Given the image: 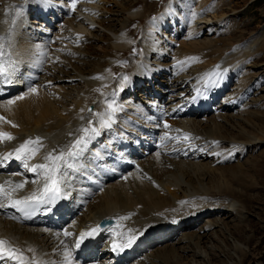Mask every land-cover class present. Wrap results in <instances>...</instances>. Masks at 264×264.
<instances>
[{
    "label": "bare ground",
    "instance_id": "bare-ground-1",
    "mask_svg": "<svg viewBox=\"0 0 264 264\" xmlns=\"http://www.w3.org/2000/svg\"><path fill=\"white\" fill-rule=\"evenodd\" d=\"M89 1L92 2H87L85 7L78 5L76 8L80 6L92 13L100 8L98 12L109 14L108 20L100 18L96 22L102 30L92 33L91 26L83 24L84 17L78 21L77 16L72 17L65 26L67 30L62 27L53 36L83 37L86 34L85 41L76 47L72 45L74 43L64 45L69 40L58 44L56 39L54 43L57 45L53 46L62 50V54L55 59L47 58L40 67H33L40 59V50L47 54L51 52L47 49L49 46L43 43L52 41L49 37L52 30L47 25L52 19L49 17H53V8L48 6L47 0H0V37L5 38V56L11 54L17 60V55L24 54L17 60L19 71L9 88L13 91L0 97V117L11 121V124L0 121V132H9L14 137L11 141H0V149L4 153L12 152L14 144L36 134L58 141L73 134L74 141L81 135L80 129L89 126V121H92L93 127H100V117L87 112L88 106L93 105V112L103 114L107 120V104L113 101L121 110L122 102L126 103L124 108L134 109L132 117L144 128L128 121L123 124L120 111L117 112L118 116L114 114L112 127L103 129L99 136L89 142L81 167L74 172L73 181L68 183L70 196L65 199L67 205L64 210L68 208L69 211L59 212L53 219L60 225H20L0 215V239L8 241L5 247L19 249L26 261L35 259L41 264H63L64 244L71 250L72 238L77 234L104 217L119 219L127 216V220H119L114 231L127 234L128 229H133L138 235L128 255L133 256L137 247L141 250L148 246L151 248L148 247L146 253L142 250L140 257L126 264H202L200 259L203 261L209 256L208 242L212 235L208 236L209 231L217 228L221 221L224 231L216 232H220L219 236L224 242L227 240L225 232L231 233L228 226L231 222L248 224L249 228L254 229L247 217L249 211L256 208L254 204L264 205V172H258L261 165L240 164L238 161L244 153H252L264 146V122L261 121L264 108L262 104H257L263 100V96H257L264 90L255 88V83L248 86L262 74L254 71L255 64L248 63L264 54V30L259 35H252L248 42L239 43L234 49L229 48L233 32L230 29L220 31L225 34L222 37H218L219 31L215 30L216 37L204 39L203 44L196 46L189 39L196 37L198 25L223 28L226 20L224 7L226 9L227 6L224 0H155L154 3L153 0H102L101 7L96 6L94 0ZM192 2L196 6L190 12L187 8ZM72 3L73 0L65 7L71 8ZM201 8H204L203 12L200 10L202 13L199 11ZM158 9L161 12L157 14ZM154 13L156 16L151 19ZM138 19L143 23L142 31L135 30L136 35L140 34V54L134 56L133 53H137L139 48L131 45L123 31ZM37 25L45 28L39 29L35 27ZM171 25L175 26L170 28ZM185 25H188L186 40L190 43L183 40L177 49L170 48L168 43L167 46L162 44L164 30L176 32ZM40 32L46 37H41ZM135 33L131 31V34ZM9 38L12 39V47L8 45ZM235 41L241 42V37ZM122 61L128 65L125 66ZM122 70L129 77L127 83L121 76L114 78L118 73L116 71ZM215 70H227L222 80L225 84L234 73L236 81L226 95L243 92L240 106H226L223 99L214 105L220 109L219 114H203L190 120L165 116L171 105L183 100L180 97L182 94L197 89ZM98 76L103 79H97ZM49 82L50 86L45 87ZM29 86H37L38 92L13 105L7 104L9 99L15 100L17 96L25 95ZM249 88L260 92L252 93L248 99ZM137 90L141 93L135 94ZM200 111L201 108H198L193 115H198ZM160 121L168 123L169 127L164 130ZM174 127L178 128L176 131L190 136L192 144L186 152L194 147L197 150L187 158L180 155L174 159L147 150L152 131L159 129L165 131L166 137L175 136ZM132 129L135 132L130 131ZM195 134L205 138H198ZM119 139H124L122 148L118 146ZM104 148L109 154H117L122 159H126V148L132 154L133 165L123 172L117 170L106 162L102 153ZM138 154H143V157L139 158ZM236 159L237 162L233 164ZM261 159L264 163V152L260 153ZM95 162L106 168L107 175L103 176ZM3 169L6 176L13 178L9 181L18 178L14 158L6 161ZM249 170L260 176L263 173L262 179L257 181L255 174L251 175ZM112 172H120V175L115 176ZM255 190L259 192L250 193ZM71 212L76 213L63 223L61 218L68 217ZM212 214L221 217L217 219L211 217ZM204 215L208 216L204 223L190 230ZM243 215L244 218H241ZM50 223L54 224L52 220ZM237 224H233V228H237ZM184 229L187 231L181 232L177 241L170 242L175 232ZM64 231L73 235L65 237ZM140 231L143 235H139ZM120 240V237L115 240L105 238L98 250L93 244L89 252L72 258L73 264L115 261L113 257L124 251L112 250L113 244H119ZM243 245L250 246L248 242L242 245L235 242L229 249L237 258H233L234 254L228 257L229 251L224 252L229 262L235 259L238 261L236 263L245 264L248 256ZM11 264L16 262L11 261Z\"/></svg>",
    "mask_w": 264,
    "mask_h": 264
},
{
    "label": "rangeland",
    "instance_id": "rangeland-1",
    "mask_svg": "<svg viewBox=\"0 0 264 264\" xmlns=\"http://www.w3.org/2000/svg\"><path fill=\"white\" fill-rule=\"evenodd\" d=\"M154 1L155 0H153V3H154ZM47 2H48L47 4H49L48 6L53 8L54 15L57 16L61 12L63 14H66L67 8L65 7L63 0H47ZM89 2H92V1H89ZM224 2H225V4H227V6H226V9L224 7V13H225L224 18H226V20L224 21L223 28H219V27L206 28L203 24L198 25V26L195 25V26L198 27V31L196 33V37L193 38V39H189V41H192V43H195L196 46H199L200 44H203V42H204L203 40L204 39H209V38L213 39L214 37H216L215 30L219 31L218 37H222V36H225V34H224V32L220 33V31L226 30V29H230L229 31L233 30V32L231 31V33H232L231 44L232 45L229 48L230 49H232V48L234 49V48L238 47V45H240L242 43H245V42H248L252 35L261 34L262 30H264V0H224ZM80 3H79V5H80ZM94 3L96 4V6L101 7L102 0H99V2H96L94 0ZM158 4L160 5L161 3L158 2ZM44 5H46V3ZM67 6H68V4H67ZM82 6L85 7V4H83ZM195 6H196V4L194 2H192V3L189 4V8H187V9L191 12L193 7H195ZM161 7L159 6V8H161ZM109 8H112V5H109ZM99 9L100 8H98L95 13L86 12L84 14V13L80 12V14H78V16H77L78 20H80V19H82L84 17L83 24H85V26L86 25L87 26L90 25L91 26L90 30L92 31V33H95L96 30H98V29L102 30V28H100L97 25V23H96V22L99 21L100 18L101 19L104 18V19H107V20L110 18L109 14H106L104 12L103 13L98 12ZM200 10L203 12L204 8L199 9V11ZM156 12L158 14L159 12H161V10L158 9V10H156ZM154 14L151 15V17H150L151 19L155 18L156 14L155 15ZM73 17H75V16H73ZM49 18H52L50 20L51 21L50 23H52L53 29L55 28L54 30L49 32V37L50 38H52L53 35H55V33L60 31L63 26L65 27L67 24H69V22L67 24H65L63 20L62 21L59 20L60 21L59 24H63V25L60 26L61 27L60 28L59 24L56 21H54L53 17H49ZM91 19L93 21H90ZM132 21L133 20H131V22ZM43 23H44V21H43ZM128 24H129V21H128ZM142 24L143 23L139 22V19L138 20H134L132 23L129 24L128 28L124 29V31H123L124 35L126 36V38L127 39L129 38V40L131 42V45L134 46V47H138L139 48V51L137 53H133L134 56H137L138 54H140V46L138 45L140 34L136 35L137 32L135 33V30L142 31ZM45 25H46V19H45L44 26ZM44 26L41 27L40 25H37L35 27L41 29ZM174 26L175 25H171L170 28H172ZM64 27H63V30L66 31L67 29H66V27L65 28ZM57 28H58V30H56ZM187 28H188V25L187 26L186 25L183 26L182 28L179 29V31H176V32L174 30L172 31V29L169 30V31H165L164 30L163 34H162L163 37H161V41L163 42L162 44L167 46V43H168V46L170 48L177 49L179 46H181L182 41L186 40L187 37H188V36H186ZM210 28L212 30H210ZM129 30L134 31L135 34H131V31H129ZM101 34H103V32H101ZM88 36L91 37L90 35H88ZM69 37L72 39V41H70V38H69L68 39L69 41L67 40L69 43L65 42L64 45H67V44L69 45L70 43H74V44H72L73 46L79 47L80 44L85 41L86 34H84L83 37L82 36H80V37L77 36L79 38L75 37V35H71ZM240 37H241L242 41L241 42H236L235 40H239ZM75 38H77V39H75ZM195 40L197 41V43H196ZM186 41H187V43H190L188 40H186ZM55 54H56V58H57L62 53H60V54L55 53ZM78 57H79V55H78ZM124 58H126V57H124ZM122 62L125 63L126 61H122ZM248 64L249 65L255 64V68H253L254 71L258 72V73H262L261 75L257 76V78H255L251 82V84H249L248 86H251L253 83H255V85H256L255 88H257V89L258 88H260V89L263 88V90H264V54H262L261 56H258L257 58L253 59ZM124 65L127 66L128 64L125 63ZM116 73L117 74L114 75L115 79H117L118 76L119 77L120 76L123 77V76H125V74L127 75V73L124 72L123 70L122 71H116ZM235 81H236V77L234 76V73H232L231 76H230V79H229V85H228L229 88L227 90V93L231 91ZM249 92H250V94L248 95V99H249V97H250V95L252 93H254V94L255 93H259L260 90H256L255 91L253 88L251 90L249 88ZM140 93L141 92L138 91V90L135 91V94H140ZM242 93L243 92L232 93V96L233 95L236 96V94L237 95H241ZM74 95H76V92L74 93ZM259 96L260 97L261 96L264 97V91L260 92L257 97H259ZM262 101H264V98H263ZM262 101H258L257 104H258V106L262 104L263 108H264V102H262ZM121 104L123 106V110L120 111V115H122V117H123V121H121L123 124H124V121H128L129 123H131L130 121H134V123H136L138 125H143L142 123L137 121V119L134 116L132 117V111H134V109L130 110V108L129 109L124 108L125 107L124 105H126V103L122 102ZM216 104H218V101L213 103V105H216ZM263 108H262V110H263ZM262 112L264 113V110ZM115 114H116V116L119 115L118 113H115ZM263 115H262L261 121L264 122V116ZM130 131H134L135 132V129H132ZM116 134L114 133V135H116ZM195 136L198 137V138H205V137H202V136H199V135H196V134H195ZM261 152H264V146L261 147V148L258 147L257 149L253 150L252 153H250V152L244 153L238 159V161L240 162V164H245L246 163V165H248V163H253V165H258V166L261 165L258 168V170H259L258 172L259 173H260V171L264 172V163L262 162V159L260 160V153ZM236 162H237V159L234 161L233 164H235ZM249 172L251 173V175L255 174V178H256L257 181H260L262 179V177H263L262 176L263 173L260 176L259 173L252 172L251 170H249ZM257 183H258V189H260L259 187H261V186H260L259 182H257ZM257 192H259V191L255 190V191H252L250 193L253 194V193H257ZM253 207H256V208L255 209L252 208V211H249V216H247V217H248V220H250V222H252V224L255 226V228L254 229L249 228L247 226L248 224H243V223L239 224L238 223L239 224L238 225L236 222H233V223L231 222L228 225L229 228L231 229V233L229 231L225 232L226 233L225 239H227V240H225L223 242L221 236H219L220 232H216V231H220V230L224 231V228L221 225V223H220L221 221H220L219 222L220 224L218 223L217 228H215L212 231L208 232V236L209 237L212 234L211 237L209 238V242H208L209 244H208V249H207L208 253H209V256H206V258L203 261H202V258H201L199 262H201L202 264H209L210 262H212L213 264H219V263L220 264H225V263H228L229 260L227 259V256L231 257L230 254L231 255L234 254L233 251H229L230 247L232 245H234L235 242H239V244H241V245L243 243L248 242L250 244L249 247L243 245V246H245V250H246V253H247V256H248L245 264H264V205L260 204V205H256L255 206V204H254ZM211 217L219 219L221 216L220 215L216 216V215L212 214ZM206 218H208L207 215L202 216L198 220V222L196 224H194L193 227H191L190 230H194V229H196V227L198 228L199 226H201L204 223V221L206 220ZM241 218H244V215L241 216ZM236 219H238L237 216H236ZM237 222H238V220H237ZM235 223L238 225V226H236L237 228H233V224L236 225ZM235 229H236V231H235ZM185 231H187V229L175 232L176 234H174L170 238V240L172 239L170 242L177 241V239L180 236V233L181 232H185ZM234 231H235V233H234ZM247 239L250 240V241H248ZM152 246H153V244H152ZM148 247H150V246H148ZM148 247H145L146 249L143 248L142 250L143 251L145 250L144 252L146 253L149 250ZM137 248H139V247H137ZM137 248L135 250V254H133V256H131V257H133V259H136V258L140 257V255L142 254L141 253V251H142L141 248L140 249H137ZM226 251H229V255H227V256L224 254V252L227 253ZM138 252H139V254H138ZM233 258H237V256H235V254H234ZM233 258H232V260H233ZM208 259L209 260L211 259V261H209ZM196 260H198V259H196ZM131 261L128 259V262H126V263H129ZM205 262H207V263H205ZM236 262H238V261L234 259L233 261H230L229 263L230 264H238Z\"/></svg>",
    "mask_w": 264,
    "mask_h": 264
},
{
    "label": "snow or ice",
    "instance_id": "snow-or-ice-1",
    "mask_svg": "<svg viewBox=\"0 0 264 264\" xmlns=\"http://www.w3.org/2000/svg\"><path fill=\"white\" fill-rule=\"evenodd\" d=\"M76 7V2L73 0L71 9L75 11ZM4 40V37H0V85H2V87H8L15 82L14 77L19 71V62L16 59H13L11 54L5 57L3 48ZM8 45L9 47H12L11 38L8 40ZM38 56L40 59L33 64V67L42 66L47 59V53L43 52V50L39 51ZM226 71L227 70L213 71L209 78L204 81L205 91L207 90L208 85L218 86L226 76ZM96 78L103 79V77L99 76ZM121 79L124 83H127L129 77L125 75ZM48 86H50V82L49 85H45V87ZM2 87H0V90H2ZM37 92V86H29L25 95H19L15 98V100L9 99L7 104L13 105L17 101L25 99L26 96L36 94ZM203 95L204 93L201 92L200 89H197L196 96L193 97V100H196ZM107 108V120L103 118V114L95 113L92 109H89L88 111L92 112L93 116L100 117V127H93L92 121H89V126L80 129L81 135L74 140L67 150L60 151L58 154L55 153V150L53 152H49L44 157L45 163L32 165L28 164V161L33 159L39 152L40 148L43 147L40 137H36L35 140L29 138L21 143L19 147L14 149V152H8L4 155L2 159H0V166H2L6 161H11L13 158L16 160H22L24 162V167L37 177V179L33 180L32 183L38 184L41 179L44 181L42 188H37L32 191L30 195L22 198H14V194L24 189L25 185L28 183L27 180L15 184L8 181L6 182L9 185L8 188H5L4 185H0V198L7 201V206L15 209L25 218H31L41 211L45 213L51 212L52 206H54L58 201L69 198L70 190L68 180L70 178V173L76 172V170L81 167L83 163L82 158L87 150L89 142L94 137L99 136L103 129H110L114 123V114L121 111V109L116 106L115 101L108 103ZM81 111L83 112V109ZM81 119H83V117H81ZM0 121L11 124V121H7L3 117H0ZM12 126L16 127L15 124ZM164 127L168 128L169 125L165 123ZM167 138L179 140V137ZM12 139H14V137L9 132H0V141H11ZM183 140L185 142H189L190 136L188 134H184ZM185 154L187 153L185 152ZM157 155H159V153ZM229 155H231V153ZM124 179H127V177H124ZM4 206V204H0V207ZM128 218L129 217L127 216H122L119 217V220H127ZM98 231H100V226L81 232L75 241V248L79 249L86 238L96 235ZM63 235L68 237L73 234L71 232L64 231ZM117 235L121 238V242L119 244H113V251H123L126 248H130L138 239V235L133 231V229H128L127 234L119 232ZM139 235H143V232L140 231ZM7 244L8 241L0 239V258L11 259L16 262V264H41L40 261L35 259L32 261H26L23 253L19 249L5 247ZM61 244H64V241H61ZM64 247L65 251L63 264H73L72 252L68 250L66 244H64Z\"/></svg>",
    "mask_w": 264,
    "mask_h": 264
},
{
    "label": "water",
    "instance_id": "water-1",
    "mask_svg": "<svg viewBox=\"0 0 264 264\" xmlns=\"http://www.w3.org/2000/svg\"><path fill=\"white\" fill-rule=\"evenodd\" d=\"M92 107H93L92 105H89L88 108H87V111H88L89 109H92V110H93Z\"/></svg>",
    "mask_w": 264,
    "mask_h": 264
}]
</instances>
